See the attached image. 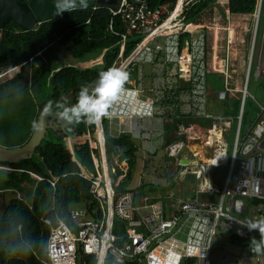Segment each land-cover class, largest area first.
<instances>
[{
    "label": "built area",
    "instance_id": "1",
    "mask_svg": "<svg viewBox=\"0 0 264 264\" xmlns=\"http://www.w3.org/2000/svg\"><path fill=\"white\" fill-rule=\"evenodd\" d=\"M178 1L175 4L165 3L152 8L146 0H119L116 8H109L112 16L119 15L124 23V31L119 34L120 53L114 66H123L133 80L131 87L126 88L121 102L112 110V116L108 118L109 131H116L117 137L121 133H129L134 139L142 141L155 142L159 139L160 145H165L164 156L175 159L177 168L190 166L187 162L181 163L183 156L179 155V150L175 153L169 151L173 140L179 134L178 123L184 126L183 137L186 140L189 130L194 132V137L201 139L203 133L198 132V129H203L205 133L215 127L216 123L222 124L223 137L231 123V117L215 115L207 110L209 69L205 30L194 26L189 37L184 38L183 46L180 40L181 32L189 28L184 19V8L196 0H183L180 13L171 19ZM98 8L102 7H95L93 10ZM262 17V35L257 46ZM167 20H170L172 25L162 27ZM109 29L114 31L113 19ZM249 30V48L242 73L243 81L241 88L235 90V93L239 94V107L235 115L231 152L228 156V142L223 138L221 144L216 145L222 147V157L225 161L221 164H207L205 167H225V171L220 175V188L197 189L191 197L177 200L168 195H140L134 190L118 193L113 185L120 176L124 177L128 173V160L124 158L119 161L116 157H109L105 140L101 149L99 142H94L89 134V148L96 177H83L91 182L90 194L98 201L99 208L92 209L90 202H82L78 208H71L70 223L59 217L55 224H51L48 217L40 219L49 225L46 264H77L79 253L97 257L103 251L107 253V260L111 258L113 264H117V261L119 264L132 261L137 264H212L211 255L216 249L215 240L222 233L242 237L251 235L259 239L258 231L250 232L240 223L264 217V102L254 100L249 93L250 79L255 83L264 79V0H259ZM130 35H136L140 40L127 56H123L124 44ZM144 65L156 67V75L163 83L161 87L151 90L152 97L149 100L132 96L133 93L144 92ZM226 67L220 72L225 77L230 72ZM15 69L19 72L20 66L4 70L0 73V78ZM185 80L187 87L182 84ZM223 81L225 89L216 93L218 101L233 96L229 83H226L225 78ZM247 97L256 103L258 112L254 123L243 132ZM146 118L162 121V128L146 131ZM196 118L209 120L210 126L205 127L192 121ZM99 123H102L104 133L103 118L101 122L96 123L97 128ZM186 140H182V144ZM157 150L158 147L150 152L153 154ZM112 162L120 165V174L108 176V182L105 180L104 167L109 169ZM2 169L27 173L35 178L36 183L41 180L31 171L0 167V170ZM189 174L198 178L203 176L199 177L191 170ZM56 182L57 180L50 182L51 186L55 187ZM25 185L23 184L24 187ZM0 192L13 193L17 199L26 202L21 192ZM199 195H205L207 199L199 200ZM214 195H217L216 200L209 199ZM27 206L31 209L29 203ZM244 214L247 215L246 218L242 217ZM115 218H119L124 227L121 237L123 243L119 246H116L119 238L114 231ZM261 261L260 259L259 264ZM252 263L255 264V260ZM227 264L239 263L234 260Z\"/></svg>",
    "mask_w": 264,
    "mask_h": 264
},
{
    "label": "trees",
    "instance_id": "2",
    "mask_svg": "<svg viewBox=\"0 0 264 264\" xmlns=\"http://www.w3.org/2000/svg\"><path fill=\"white\" fill-rule=\"evenodd\" d=\"M146 1L152 8H157L165 3L175 4L177 0ZM216 1L196 0L184 8V19L189 28L181 32V43L184 38L189 37L196 21L214 7ZM258 2L259 0H228L227 11L230 14H255ZM112 19L114 31L109 29ZM123 29L124 23L119 15L113 17L110 9L103 7L97 10H69L41 22L35 30H24L12 19H6L0 29V73L16 66H20V70L10 80L0 83V145L13 147L26 142L41 106L61 112L58 104H75L81 86L93 87L99 74L114 66L120 53L119 34ZM139 40L140 37L136 35L128 36L123 56L128 55ZM97 52L103 53V60L98 66L86 69L59 67L56 61V55L60 53L77 59ZM221 76L216 73L207 75L208 102L215 99L216 91L221 86ZM130 83L125 88L130 87ZM108 123V117L103 118L106 153L118 160L128 157L131 171L136 162V154L139 153V145L129 133L111 136ZM95 128L96 123L89 125L81 122L70 124L66 128L67 132L61 129L58 132L49 130L48 136L35 149L31 159L17 164H0L9 169L31 171L41 178L36 183L35 178L27 173L0 170V191L24 192L31 206L29 209L24 201L14 197L8 200L3 217L0 216V264H46L49 225L40 219L48 217L51 224H55L59 217L70 223L69 214L74 205L90 202L92 209L99 208L98 201L90 194L91 182L83 177H96L89 148L90 137L94 142L97 141ZM97 130L102 131L101 123ZM113 166L120 174V165L113 162ZM223 170L224 168H219L214 172L218 176ZM130 179L129 172L120 181L116 180L114 190L118 193L128 191L123 183ZM56 180L55 187H52L50 182ZM178 180L176 177L172 182ZM25 183L34 189L26 190L23 186ZM143 187L155 193L170 189L167 185ZM123 230V222L115 218L114 231L119 238L116 246L123 243ZM228 236L233 242L246 244L244 237ZM261 255L264 261V253ZM96 259L95 256L79 253L77 264H96ZM108 264H113L111 258L108 259Z\"/></svg>",
    "mask_w": 264,
    "mask_h": 264
},
{
    "label": "rangeland",
    "instance_id": "3",
    "mask_svg": "<svg viewBox=\"0 0 264 264\" xmlns=\"http://www.w3.org/2000/svg\"><path fill=\"white\" fill-rule=\"evenodd\" d=\"M218 2L219 0L217 1V3H215L214 7H212L205 14H203L196 22H199L200 24L204 23L205 26H207V24H211V25L219 24L220 26H223V24L227 21L228 16H227V13L224 12L225 9L221 8V6L218 5ZM223 12L224 14H226L225 16L223 15ZM252 16H255V14H252ZM252 20H254V18L251 17L249 27L252 26ZM197 24L198 23L194 24L192 27L200 25V24L198 25ZM262 26H263V17H262V22H261L260 29H259L257 46H259V43H260V38L262 35ZM199 27L204 29L203 26L201 25ZM244 33L245 32L243 31L242 34H239V37L237 40H235L234 38L230 39V46H236V48H239V50L245 48V55H246L245 60H246L247 52L249 48V39L247 43L245 44L244 39H243V37H245ZM227 44H229V38H227ZM243 55L244 53L241 54V56ZM241 56L236 55V57L232 59L233 63H232V66L230 67L232 70H234V72L233 71L231 73L229 72V75H230L229 88L233 91V96L227 97L225 100L218 101L215 95V99L209 102L207 101L208 111H210L211 113L215 115L219 114V115H227V117H231L230 126L228 130H226L223 133V137H222V130L220 132V138H225L228 142V147H227L228 156L230 155V152H231V144H232L233 133H234L235 124H236L235 122L236 114L235 113H237V110L239 107V94L235 93V90L241 88V82L243 81L242 73L244 69L243 63L245 62V60L244 58L243 59L239 58ZM102 60H103V53H100V52L89 54L85 58H77V59L72 56L63 54V53L56 55V61L59 67H76L79 69H86L89 67L98 66V64H100ZM17 73L18 71L16 72L13 71L9 75H6L0 78V83L10 80ZM219 84H221V86L216 91V93L219 90L221 91L225 89L223 76L220 77ZM146 92H148V89L144 87L143 95L145 97H146ZM249 93L254 98V100L261 102V103L264 102V80H261L255 83L252 79H250ZM244 110H245V114H244L242 131L246 132L249 129V127L252 125V123H254V119L258 112L256 103L253 100H251L250 97H247ZM192 121H196L203 126L209 125V120L202 119V118H196V119H193ZM185 123L187 124V121ZM96 131H97V127L95 128L96 138L97 139L102 138L103 134L105 133V130H104V133L103 131L96 133ZM111 133H112L111 136L117 137L116 131H112ZM178 133L179 134L177 138H179L180 136H182V134H184L183 128L180 130L178 129ZM97 134H100V136H97ZM189 138L191 141H189ZM189 138H187L186 142L183 144L182 143L179 144L180 143L179 141L178 144H179V147L181 148L180 149L177 148V150L181 151L184 148H186L188 149V151H192L191 144H193L194 142H196L200 146L201 145H205V146L212 145L214 147L212 133H208L206 139H203L202 137L201 139L198 137L196 139V136L194 137V134H190ZM103 142L104 141L102 140V144H101L102 148H103ZM136 142L139 145V150H138L139 153L136 154V162L132 170L130 171V166H129V171L124 176V177L128 176L129 172L131 174V179L123 183L125 190H136L139 187H142V189H138V190L142 192H148L149 194H153V191H149V189H146L143 186H146V185L166 186L167 185L168 188H170L169 190H166V191L158 190V193L154 192V194L161 195V196L168 195V197L174 196L173 198L175 199V197H191L192 194H194L195 190L201 189V188L205 189L202 186L204 182V176H205L203 175L204 168H199V169L195 168V170L197 169L200 175L201 176L203 175V176L198 180L195 179L194 181L193 177L189 176V170H191L192 167L189 168V166L188 167L179 166V168H177L178 169L177 171L176 169L177 164L175 163V159H169L163 155V147L162 145H160V142L157 141L158 150L153 154L151 152L146 151V149H144L143 145L141 144L139 140H136ZM177 150L175 149L174 152H176ZM180 151H179V155L181 154ZM200 154H203V153L200 152ZM205 157L207 158V156ZM181 163L183 164V162ZM128 164H129V161H128ZM212 168L209 167L208 172L210 176L216 177L214 187L217 189L218 187L220 188V185H219L220 179H218V177L216 176L214 172H211V171H214V169ZM3 171H7V170L3 169ZM124 177L120 176L117 180L120 181V179ZM176 177H178L179 180L176 181L175 183L172 182V180H174ZM29 187L31 188L32 186L25 185L26 190H28ZM21 194H25V193H21ZM12 197L13 196L10 193L7 196V200H10V198ZM198 198L199 200L203 201L207 199V196L199 195ZM209 199L216 200L217 195H214ZM79 206L80 204L74 205L73 207L78 208ZM242 217L246 218L247 215L244 214L242 215ZM218 237L215 240L216 249L214 250V252H212V255H211L212 264H227L228 262H232L234 260H236L239 264H254L252 262L253 260H255V264H259L260 259L262 260L261 264H264L261 253L260 254L253 253L250 249V241L253 238L251 237V235L249 236L246 235L244 237L246 239L245 243L248 245L243 244V243L233 242L232 239L229 238V236L226 235L225 233H222L221 236H218Z\"/></svg>",
    "mask_w": 264,
    "mask_h": 264
},
{
    "label": "crops",
    "instance_id": "4",
    "mask_svg": "<svg viewBox=\"0 0 264 264\" xmlns=\"http://www.w3.org/2000/svg\"><path fill=\"white\" fill-rule=\"evenodd\" d=\"M217 1H216V3H217ZM227 1L228 0H221V2H220V0H219V2H218V5H220L221 8L225 9L224 12L227 13V16H228L227 17V21L223 24V26H220L219 24H214V25L207 24V26H208L207 27V26H205L204 23L200 24L199 22H197L201 26H204L203 28L205 30L206 43H207V66H208V69H209L210 73L219 74L223 70V68H225L226 66H229V68H230L232 66V63H233L232 59H234L236 57V55L241 56V54L244 53V55L239 57V58H241V59L244 58V60H245V57H246L245 48L241 49L242 50L241 51V50H239V48H236V46H230V39H233V32L235 30L242 31V29L244 28L245 29V31H244L245 32L244 33L245 37H243V39H244V43L246 44L247 41H248L249 34H250V30H249L250 29V27H249L250 18L251 17L254 18V16H252V14H230V13H228L227 6H226L227 5ZM224 12H223V15L225 16L226 14H224ZM253 21L254 20H252V23H253ZM227 38H229V44H227ZM209 44H210V46H209ZM210 51H212V52H210ZM247 55H248V52H247ZM211 63H212L213 66L212 65L209 66ZM243 65H245V62L243 63ZM146 67H148V68H146ZM226 68L228 70V67H226ZM232 71L234 72V70L231 69L230 73ZM145 73H146V76H145L144 84H145L146 89H148V92H146V97L149 98V97H152L151 90L152 89H157L158 87H161V83L162 82H160V80L158 79V77L156 75V67H154V66H145ZM224 78H225L226 83L228 84L229 80H230V75L227 74L226 77L223 76V80H224ZM182 84L186 85V80L183 81ZM144 122L146 124H148V129H146V131H150L151 129L152 130L153 129L157 130L158 128H162V126H161L162 125V121H159L156 118H151V119L146 118L144 120ZM101 125H102V123H101ZM168 126L169 125L166 123V127H168ZM177 126H178L179 130L184 127L183 124H179V123L177 124ZM216 127H218L220 130H222V128H220L219 124H216ZM198 132L203 133L202 134V138L206 139L207 134H206V132L204 133L203 129H198ZM188 133H187V137L188 138L190 137V134H194L190 130H189ZM196 139H197V136H196ZM137 140H139L141 142V144L143 145L144 149H146V151L150 152V150L152 151L154 148H157L156 144H157V141L159 139H156L155 142H151L150 140H146V141H142L140 139H137ZM182 140H186V138L183 137V134L179 138H176V139L173 140V143L170 146V148H169L170 150L169 151L175 153L174 152L175 149L176 150H177V148L180 149L181 147H179V144L182 143ZM179 141H180V143L178 144ZM189 141H191L190 138H189ZM101 144H102V141H101L100 145ZM174 146H176V147H174ZM202 146H203V148L205 147V145H201L200 146L196 142H194L193 144H191L192 151H188V149H186V148H184L181 151L179 150V151L181 152L180 156H185L186 155L188 157L189 165L192 167L191 171H195V173L198 174L199 177L201 175H200V173L198 172L197 169L204 168L203 175H205V173H206V175L204 176V181H205L207 179L210 180V179L214 178V177L209 175V172L205 168L206 165H207V161L210 158H213V154H212V151L209 148H208V151L206 153V156H207L208 159L204 156V154H200V152L202 150L201 149ZM124 158H126L128 160V157H124ZM195 168H197V169L195 170ZM176 169H177V166H176ZM109 173L111 175H113L115 173L117 175H119V173L116 171V168L114 166L109 168ZM205 186H203V187H205ZM210 187H211V185H210ZM212 187H214V186H212ZM134 191H136L140 195H142V193H148V192L139 191L137 189L134 190ZM1 193H10V192H0V194ZM11 194H12V196L14 198H16L15 194H13V193H11ZM23 195H24V197L26 199L25 203L27 205V203H28L27 197H26L25 194H23ZM186 198L187 197H175V199L174 198L173 199L177 200V199H186ZM18 228H20V225L18 226Z\"/></svg>",
    "mask_w": 264,
    "mask_h": 264
},
{
    "label": "water",
    "instance_id": "5",
    "mask_svg": "<svg viewBox=\"0 0 264 264\" xmlns=\"http://www.w3.org/2000/svg\"><path fill=\"white\" fill-rule=\"evenodd\" d=\"M118 2L119 0H28V2L0 0V29L8 18L24 30H35L41 22L51 20L69 10L95 7L116 8ZM28 69L27 67L26 70ZM68 126L70 124L63 119L60 112L41 106L26 142L13 147L0 145V164H17L31 159L35 149L48 136L49 130L58 132L60 129L66 130Z\"/></svg>",
    "mask_w": 264,
    "mask_h": 264
},
{
    "label": "clouds",
    "instance_id": "6",
    "mask_svg": "<svg viewBox=\"0 0 264 264\" xmlns=\"http://www.w3.org/2000/svg\"><path fill=\"white\" fill-rule=\"evenodd\" d=\"M183 45H184V41L182 43V46ZM145 66H151V65L143 66V71H144L143 84L145 82V76H146ZM228 70L230 71L231 68H228ZM166 72L167 71H165L164 74H166ZM130 80L132 81L133 79H130V73L123 66L110 67L99 74L98 80L96 81L93 87L90 88L88 85L81 86L75 104H72L71 106H68L65 103L58 104V107L62 109L60 115L69 124H79L83 122L92 125L100 121L102 118L105 117L110 118L113 114L112 110L117 104L121 102L122 98L124 97L127 91L125 85L130 83ZM186 84L188 85L187 82ZM132 96L138 98L142 97L144 100H149L151 98V97L145 98L143 94H135V93H133ZM209 126H210V121H209V125L205 127H209ZM162 147H163V155H164L165 145H163ZM222 168H224V170L220 172V174L217 177L221 178L220 175H222L223 172L225 171V167ZM213 169L216 170L219 168L216 169L213 168ZM189 176H192L194 181L195 179L196 180L200 179L198 177H195L194 174H189ZM238 223L240 222L238 221ZM240 224L246 227L250 232L251 231L259 232V239H256L255 237L251 239L250 249L253 253L256 254L264 253V217L255 220L248 219L246 222ZM235 236L242 237L241 235H235ZM96 264H108L106 252L103 251L102 254L101 252L99 253L96 259ZM117 264H119V261H117Z\"/></svg>",
    "mask_w": 264,
    "mask_h": 264
},
{
    "label": "bare ground",
    "instance_id": "7",
    "mask_svg": "<svg viewBox=\"0 0 264 264\" xmlns=\"http://www.w3.org/2000/svg\"><path fill=\"white\" fill-rule=\"evenodd\" d=\"M220 2H221V0H220ZM182 5H183V0H179L178 1V5H177V9L174 11V13L172 14V16H171V19H174L179 13H180V11H181V8H182ZM169 25H172V23H171V21L170 20H167L165 23H164V25H162V27H168ZM243 31H245V29L243 28L242 29V31H238V30H235L234 32H233V38L235 39V40H237L238 39V37H239V34H242V32ZM212 65V63L209 65V66H211ZM213 66V65H212ZM17 69H15V70H13V71H16ZM11 71V70H10ZM216 124H219L220 125V128H221V126H222V124L221 123H216ZM97 132H101L100 130H97ZM220 132H221V130L218 128V127H212V128H210L209 130H207L206 131V134H208V133H212L213 134V143H214V147H216V149H214V147L212 146V145H207V146H205L204 148H203V146L201 147V153H203L204 154V156H206V153H207V151H208V148L212 151V154H213V158H210L209 160H208V163L207 164H214V163H223L225 160H224V158L222 157V147L221 146H219V145H216L217 143L218 144H221V140L223 139V138H220ZM97 136H100V134H97ZM102 139H103V141H104V134H103V137H102ZM102 139L101 138H98V141H99V144L101 143V141H102ZM101 146V145H100ZM101 149H103L102 147H101ZM208 159V158H207ZM182 162H187V164L189 163L188 162V157L185 155V156H183V159H182ZM111 167H113V162H112V164H111V166L109 167V168H111ZM190 168V167H189ZM104 171H105V180H107L108 182H109V177L108 176H114V175H117L116 173L115 174H113V175H111L110 173H109V169L107 168V166H105L104 167ZM193 173H195V171H192ZM198 175V174H197ZM213 179V180H212ZM212 179H207V180H205L204 182H203V185L202 186H205L204 188L205 189H210V190H216V188L215 187H212V186H214V184H215V180H216V177H214V178H212ZM202 182V181H201ZM209 184V185H208ZM210 185H211V187H210Z\"/></svg>",
    "mask_w": 264,
    "mask_h": 264
},
{
    "label": "flooded vegetation",
    "instance_id": "8",
    "mask_svg": "<svg viewBox=\"0 0 264 264\" xmlns=\"http://www.w3.org/2000/svg\"><path fill=\"white\" fill-rule=\"evenodd\" d=\"M23 2H28V0H25ZM2 167V166H1ZM2 168H5V167H2ZM3 170V169H2ZM10 193H1L0 194V216L1 218L3 217V213L4 211L6 210V205H7V196L9 195Z\"/></svg>",
    "mask_w": 264,
    "mask_h": 264
}]
</instances>
